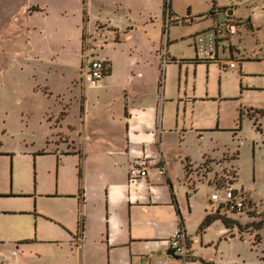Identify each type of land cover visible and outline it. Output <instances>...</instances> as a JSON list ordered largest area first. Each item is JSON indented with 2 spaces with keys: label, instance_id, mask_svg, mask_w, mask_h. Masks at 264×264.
Returning <instances> with one entry per match:
<instances>
[{
  "label": "crops",
  "instance_id": "0c3cea01",
  "mask_svg": "<svg viewBox=\"0 0 264 264\" xmlns=\"http://www.w3.org/2000/svg\"><path fill=\"white\" fill-rule=\"evenodd\" d=\"M83 1L79 23L85 25L98 45L92 50L94 56L108 63L111 72L94 88L82 86L80 67L85 31H81L76 39L75 75L70 81L80 95L79 122L68 124L66 132L62 130L68 115L66 109L52 115L43 134L45 146L38 152L25 153L29 155L26 161L37 164L35 183L28 180L26 186L17 188L18 192L0 191V200L29 201L28 206L0 203V254L5 258L1 263L30 264L34 258H44L43 264H139L145 258L146 264H178L166 252L170 250V238L182 228L189 248V259L183 264H214L197 255L194 248L215 243L204 235L218 220L203 231L200 226L209 214L207 205L218 186L199 181L195 170L206 162L216 165L228 153L213 158L209 146L202 144L196 150L186 151L178 137L192 132L198 140L205 141L204 134L224 128L209 105L205 115L195 116L196 107L202 110V104H219L225 98L221 94L218 98L209 95L207 87L198 92L202 82L197 79L198 67L206 69L207 77L210 65L233 61L231 68H236V61L241 82L238 95L244 97L254 90L249 79L243 84L248 77L244 64L262 63L264 57L242 54L233 44L239 27L250 34L254 26L235 20L232 9L226 10L219 3L214 5V0L207 12L191 9L182 17L170 7L168 24L165 0L157 1L160 12L154 18L148 12L149 3H126L119 20L100 18L94 22L87 16L86 0ZM2 2L18 6L20 0ZM207 20L213 26L201 27L187 37L172 31V26L196 25ZM224 21L236 23L235 34L216 30V24ZM190 38L194 55L183 65V60L170 55L174 49L171 45ZM228 53L230 60H222L221 56ZM94 98L101 106L106 100L114 102L113 112L100 111L93 119ZM60 134L66 137L64 141H57ZM142 157L149 160L148 176L132 183L129 169ZM196 184L212 187L203 201L195 197ZM38 198L52 201L40 203ZM51 256L54 258H48Z\"/></svg>",
  "mask_w": 264,
  "mask_h": 264
},
{
  "label": "rangeland",
  "instance_id": "374dc122",
  "mask_svg": "<svg viewBox=\"0 0 264 264\" xmlns=\"http://www.w3.org/2000/svg\"><path fill=\"white\" fill-rule=\"evenodd\" d=\"M157 1L86 0V13L93 22L100 18L116 21L123 17L126 3H149L151 8L148 12L154 18L160 12ZM84 3L83 0H20L18 6L8 7L0 1L1 192H18L17 188L26 186L28 180L35 183L37 164L26 161L29 155L25 153L32 150L38 152L45 146L43 134L52 115L57 116L63 108L66 109L68 115L62 129L66 132L68 124L79 122L80 95L77 87L72 88L70 81L75 75L78 52L76 41L80 32L85 31V38L90 39L93 48L97 49L98 46L85 25L79 23L83 17ZM169 3L179 17L186 16L191 9L207 12L208 8L211 9L217 3L226 10L232 9L235 20L247 21L254 26V31L250 34H247L245 28L239 27L238 34L233 37V44L242 54L264 57V0H215L214 5L212 0H169ZM115 4H120L121 7L116 9L113 7ZM224 11L221 13L222 18L225 16ZM209 25L213 26L211 20L196 25L179 24L177 27L172 26V31L187 37ZM171 47L174 49L170 55H175L176 60H183V65L186 64L184 60H189L194 55L192 38L174 43ZM84 52L81 51V59ZM221 58L230 60V55L228 53ZM236 59L239 60L238 55ZM232 62L222 61L219 66L210 65L207 77L206 69L198 67L197 79L202 81L198 92H203V87H207L209 95L218 98L221 94L222 99L225 98L219 104L218 101L202 104V110L196 107L195 116L205 115V107L209 105V109L215 112L220 125L224 127L220 129L223 131L204 134L202 137L205 141L199 139L202 140L201 143L198 135L192 132L180 134L178 141L183 140L186 151L196 150L201 144L209 146L213 158H220L222 154L228 153L216 165L206 162L195 172L199 181L219 186L225 183L228 186V179L236 177L235 180H230L229 187L238 193V198L243 195L245 208L236 214L222 211L220 215L234 221L231 223L232 229L225 228L221 220L216 221L204 235L206 239L215 242L214 245L203 248L195 245L194 249L197 255L214 264H264V62L244 64L243 70L248 77L244 78L243 84L246 85L249 79L250 86L254 89L245 93L244 97L238 95L237 87L241 84L239 63L234 61L237 67L231 68L229 65ZM191 75L193 76V69ZM99 103L94 98V106L91 107L93 119L98 117L100 111L114 107V102L110 100H106L103 106ZM232 130L239 131L235 133ZM78 133L75 132L76 136ZM65 138L60 134L57 141H64ZM191 172L189 171L188 176H191ZM196 189L195 197L203 201L212 187L196 184ZM226 189H216L221 198ZM38 201L41 203L43 199L38 198ZM49 201L52 200L43 202L51 203ZM11 202L28 206L29 201L0 200V203L6 205ZM211 207L216 208L217 205L208 203V210ZM44 247L49 250L57 249L53 246ZM4 260V256L0 254V264H6L1 263ZM176 261L178 264L184 263L182 258ZM43 263L44 258H34L30 264ZM196 264L201 263L198 261Z\"/></svg>",
  "mask_w": 264,
  "mask_h": 264
},
{
  "label": "built area",
  "instance_id": "2783aa9c",
  "mask_svg": "<svg viewBox=\"0 0 264 264\" xmlns=\"http://www.w3.org/2000/svg\"><path fill=\"white\" fill-rule=\"evenodd\" d=\"M171 17L167 16V24L170 22ZM217 31L225 30L229 34L236 33V23L224 21L217 23L215 26ZM83 42V50L84 56L81 62L80 67V82L82 86L87 88H94L99 85V83L103 80L105 76H107L108 69L110 65L108 63L98 59L94 56L92 50L93 47L90 43V39L88 37L85 38ZM82 50V51H83ZM164 62L166 61V57L164 54ZM229 67H234V64H230ZM149 170V160L147 157H142L136 161L134 165L129 169V180L130 182H136L138 179L142 177L148 176ZM227 189L224 192L223 197L215 192L210 196V205L216 204L217 207H211L209 213L216 214L224 212L231 213H241L245 208V200L243 195H240L238 198V193L232 191L230 187H226ZM219 189V188H218ZM169 248L173 249L175 254L180 258L187 261L189 258V248L186 241V235L182 228L178 229L169 240Z\"/></svg>",
  "mask_w": 264,
  "mask_h": 264
},
{
  "label": "trees",
  "instance_id": "16d2710c",
  "mask_svg": "<svg viewBox=\"0 0 264 264\" xmlns=\"http://www.w3.org/2000/svg\"><path fill=\"white\" fill-rule=\"evenodd\" d=\"M214 4H215V0H214ZM169 13L171 14L170 3H169V0H165V2H164V16L167 17V15ZM182 21L184 22V19ZM174 23H178V21H175ZM84 40H85V32H84L83 37H82V44H83ZM110 72H111V68L109 67L107 76L110 74ZM186 170H188V169L186 168ZM235 178L236 177H230V179H228V182H227L228 186L231 185L230 180H235ZM217 186H218V188L228 187L226 183H225V185H222V186H219V184H217ZM215 220H221L227 229H232L231 223H233L234 221H232L231 219H228L225 216L220 215L219 213H216V214L209 213L205 217L203 223L201 224L200 231H203L205 228H207L209 225H211Z\"/></svg>",
  "mask_w": 264,
  "mask_h": 264
},
{
  "label": "water",
  "instance_id": "95a60500",
  "mask_svg": "<svg viewBox=\"0 0 264 264\" xmlns=\"http://www.w3.org/2000/svg\"><path fill=\"white\" fill-rule=\"evenodd\" d=\"M166 254L174 259H180L179 256H177L173 249H170L166 252ZM147 259H143L139 264H146Z\"/></svg>",
  "mask_w": 264,
  "mask_h": 264
},
{
  "label": "bare ground",
  "instance_id": "6f19581e",
  "mask_svg": "<svg viewBox=\"0 0 264 264\" xmlns=\"http://www.w3.org/2000/svg\"><path fill=\"white\" fill-rule=\"evenodd\" d=\"M5 4V3H4ZM7 4H10V3H7ZM3 6V5H2ZM6 7V6H5ZM9 7V6H8ZM14 7V6H13ZM7 8V7H6ZM12 9V8H11ZM5 12H7V11H5ZM1 13V12H0ZM8 13V12H7ZM6 14V13H5ZM3 15V14H2ZM5 16V15H4ZM4 18V17H3Z\"/></svg>",
  "mask_w": 264,
  "mask_h": 264
}]
</instances>
